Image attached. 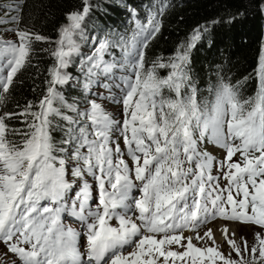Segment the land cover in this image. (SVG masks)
Here are the masks:
<instances>
[{"label":"snow or ice","instance_id":"obj_1","mask_svg":"<svg viewBox=\"0 0 264 264\" xmlns=\"http://www.w3.org/2000/svg\"><path fill=\"white\" fill-rule=\"evenodd\" d=\"M168 6V0H157L145 22L131 10L136 23L131 37L113 42L105 36L90 55L79 57L85 90L94 79L126 70L117 85L120 97H110L122 105V120L95 99L87 100L81 111L67 104L58 89L71 79L65 70L79 55L78 40L86 38L88 0L81 10L66 13V23L57 30L50 53L55 62L38 104L29 102L18 113L0 115V243L19 264H264V233H256L251 246L241 238V245L222 226L219 231L233 258L218 245L207 246L208 241L215 245L211 228L202 236L198 231L217 218L264 228V45L254 70V97L241 99L238 88L221 77L211 98L201 99L188 65L205 26L194 29L166 63L158 58L145 67V49L161 31ZM9 8L20 11L19 5ZM6 22L18 25L20 16L0 20ZM9 31L16 40H0V103L31 62L33 43L49 39L18 27ZM115 47L123 52L122 64L105 59ZM158 68L169 72L161 77ZM57 103L76 118L65 115ZM56 117L66 122L59 126V141L52 135ZM21 118L26 130L10 127L9 120ZM114 133L123 140V149L112 139ZM17 135L19 141L9 138ZM201 143L225 152L216 176L213 158L199 150ZM86 177L95 181V196ZM62 213L77 218L82 230L66 228ZM184 230L194 235L184 236ZM81 239L86 243L79 244ZM128 247L132 250L126 251Z\"/></svg>","mask_w":264,"mask_h":264},{"label":"trees","instance_id":"obj_2","mask_svg":"<svg viewBox=\"0 0 264 264\" xmlns=\"http://www.w3.org/2000/svg\"><path fill=\"white\" fill-rule=\"evenodd\" d=\"M156 2L89 1L90 11L83 22L86 38L78 40L79 55L73 58L65 70L71 79L65 85L58 86L67 104H74L83 111L87 107L86 101L92 98L91 89L97 86L98 81L94 79L89 89L83 88L85 76L80 68L79 57L90 55L94 44L105 36L113 42L119 41L122 36L131 37L136 28L131 10H135L136 19L145 22ZM10 5H19V13L10 10ZM168 5L161 18V31L145 49V67L151 66L158 58L166 63L193 30L203 25L207 31L191 50L188 65L199 97L211 98V90L221 77L238 88L241 99L254 97L258 89L254 70L261 46L264 45V10L261 9L264 0H168ZM82 7L83 0H0V20L11 21L13 16H20L18 25L12 22L0 25L30 30L49 38L33 43L31 62L17 74L13 86L5 94L3 103H0V115L5 112L18 113L29 102L38 104L48 86L46 80L50 78L49 69L55 62L50 53L55 48L57 30L66 23V13L81 10ZM122 58L123 52L119 47L110 48L105 56L107 61L117 64L122 63ZM168 72L167 68L157 69L161 77ZM165 94H169L167 90ZM55 106L65 115L76 118L75 113L61 104ZM8 123L12 128L26 130L22 118L9 120ZM55 125L56 130L52 135L55 141H59L63 136L59 126H66V122L56 117ZM9 138L19 141L20 136Z\"/></svg>","mask_w":264,"mask_h":264},{"label":"rangeland","instance_id":"obj_3","mask_svg":"<svg viewBox=\"0 0 264 264\" xmlns=\"http://www.w3.org/2000/svg\"><path fill=\"white\" fill-rule=\"evenodd\" d=\"M90 0H88L89 3ZM7 27V28H5ZM9 29H15V28H11L8 27V25H0V40L2 41H15L16 40V36H15V32L14 31H9ZM116 84L112 81L111 82V89L109 90V92L114 91V86ZM102 91L101 88L98 86L95 92H100ZM94 99V97L92 98ZM96 100V99H95ZM97 103H100L102 105V107L104 108V110L109 114H111V116L116 119V120H122L123 116H122V105L115 103V102H110L106 99H101V100H96ZM73 163V162H72ZM68 178L70 179V170H69V176ZM221 224V223H220ZM219 224L216 225V227ZM226 225H230L232 227H235V236H231L230 238L236 240L237 242L241 243V245L243 244V241L241 240V238H243L244 240H247L249 246H251L252 244L256 243L255 240V234L260 232V233H264V230L261 229H257L254 227H250V226H238V225H232V224H226ZM215 227V226H214ZM238 228V229H236ZM82 230V229H81ZM80 230V231H81ZM205 232V231H204ZM204 232H200V235L202 236L204 234ZM189 236V235H187ZM195 244L198 247H203L205 246L204 241H197L195 240ZM207 246H215L211 243V241L207 242ZM219 246V250L224 253L226 256L231 253L233 258H237L235 253L231 251L230 246L228 245L227 241L224 240L218 245ZM173 250H176L175 245L172 246ZM132 249H130L129 251H131ZM180 251H183V249H178ZM162 259V258H161ZM14 258L11 257L9 254L6 255L5 250L3 249V247L0 245V264H13L14 262ZM15 264L16 261H15ZM176 264H181L180 261H176ZM217 264H221V262L217 261Z\"/></svg>","mask_w":264,"mask_h":264},{"label":"bare ground","instance_id":"obj_4","mask_svg":"<svg viewBox=\"0 0 264 264\" xmlns=\"http://www.w3.org/2000/svg\"><path fill=\"white\" fill-rule=\"evenodd\" d=\"M226 224H219L217 227L215 225L214 226H211V227H208L207 229L211 228L213 230V234H214V239H215V246L219 245L223 240H224V235L222 234L221 231H219V229H221L222 226H225ZM230 231L232 233H234L233 237L235 236V227H232L230 225H226ZM242 227V226H241ZM238 229V228H236ZM193 243L195 244V240L193 241ZM212 243V241H211Z\"/></svg>","mask_w":264,"mask_h":264}]
</instances>
